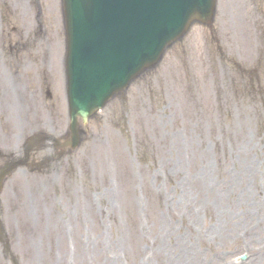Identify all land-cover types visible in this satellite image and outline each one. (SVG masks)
I'll return each mask as SVG.
<instances>
[{
  "label": "rangeland",
  "instance_id": "rangeland-1",
  "mask_svg": "<svg viewBox=\"0 0 264 264\" xmlns=\"http://www.w3.org/2000/svg\"><path fill=\"white\" fill-rule=\"evenodd\" d=\"M13 1L24 4L20 15L0 0V92L10 71L3 59L21 70L38 44L60 52L57 78L64 82L59 0ZM261 1L217 0L212 26L194 24L156 68L83 127L72 163L58 161L47 176L17 170L8 179L0 211L18 264H264ZM251 68L260 72L259 85L249 83ZM18 80L15 99L0 95V150L8 153L0 165L21 157L33 133L67 129L66 116L56 120L63 119L64 92L55 75L53 106L46 107L41 88L33 97ZM39 110L51 120L34 119ZM0 264H14L1 244Z\"/></svg>",
  "mask_w": 264,
  "mask_h": 264
},
{
  "label": "water",
  "instance_id": "water-1",
  "mask_svg": "<svg viewBox=\"0 0 264 264\" xmlns=\"http://www.w3.org/2000/svg\"><path fill=\"white\" fill-rule=\"evenodd\" d=\"M75 2H76V0H74ZM139 1H141V0H113V3H115V5H119V6H115L114 8H115V10L114 11H118V9H119V7H122L123 5H127V4H134V5H136L137 4V2H139ZM173 1H175L176 3H179V1L178 0H173ZM81 3L82 4H84V1L83 0H81ZM151 3H152V5H151V7L153 8H155L156 7V5H158V3H159V0H151ZM191 6L190 7H188V14L189 13H192V12H194V11H196V12H200V11H202V10H204L205 8H208V4H205V3H201V2H199V1H196V0H191ZM72 4V3H71ZM137 6V5H136ZM88 13V12H87ZM89 14V13H88ZM152 14V12L151 11H142L141 9H136L135 11H133V12H130V13H128V14H115V15H113V17H112V21L110 20L109 22H107V23H109V24H111L110 26H109V31H108V38H112L114 35H115V32L116 31H119V29L118 28H121V27H125V28H128V29H131L132 27H134V25L138 22V20H139V18L141 17V16H150ZM71 15H72V13H71ZM185 20H187V16L185 17V19H184V22H185ZM184 22H183V24L182 25H180L181 27L176 31V33L178 32V31H183L184 30V28L186 27V25L184 24ZM187 22H188V20H187ZM187 22H186V24H187ZM116 23H120V25L119 26H117V24ZM115 25H116V27H115ZM183 26V27H182ZM118 27V28H117ZM85 29V28H84ZM83 29V30H84ZM85 31V30H84ZM176 33L174 32L173 34H171V35H168V36H165V38H164V41L162 42V47L159 49V53L158 54H156V55H154L152 58H150L149 60H147V61H145L144 62V64L145 63H147V62H150V61H154L155 59H157L156 57H158L159 56V54L162 52V50H163V48H164V46L166 45V43L168 42V41H170V40H172L175 36H176ZM69 34H70V40H71V42H72V30H70L69 31ZM79 40V37H76V39L74 40V41H76L78 44H80V42L78 41ZM143 64V65H144ZM141 68V67H140ZM140 68H137V70H132L131 72H130V74H129V76H128V78L124 81V82H122V83H120V84H117V85H115L113 88H112V90H114V89H116V87H118V88H120V87H124V86H126L127 85V83H128V81H129V79L140 69Z\"/></svg>",
  "mask_w": 264,
  "mask_h": 264
},
{
  "label": "bare ground",
  "instance_id": "bare-ground-1",
  "mask_svg": "<svg viewBox=\"0 0 264 264\" xmlns=\"http://www.w3.org/2000/svg\"><path fill=\"white\" fill-rule=\"evenodd\" d=\"M144 31L146 32V28L145 27L141 29V32H144ZM82 57H83V61L82 62H85V64L87 66H89L90 64L95 63V61H93V59L86 57L84 54L82 55Z\"/></svg>",
  "mask_w": 264,
  "mask_h": 264
}]
</instances>
